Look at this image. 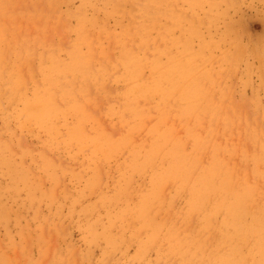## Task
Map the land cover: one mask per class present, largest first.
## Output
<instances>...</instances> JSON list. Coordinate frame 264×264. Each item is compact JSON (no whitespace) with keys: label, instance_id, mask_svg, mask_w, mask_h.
Returning a JSON list of instances; mask_svg holds the SVG:
<instances>
[{"label":"rangeland","instance_id":"374dc122","mask_svg":"<svg viewBox=\"0 0 264 264\" xmlns=\"http://www.w3.org/2000/svg\"><path fill=\"white\" fill-rule=\"evenodd\" d=\"M0 264H264V0H0Z\"/></svg>","mask_w":264,"mask_h":264}]
</instances>
